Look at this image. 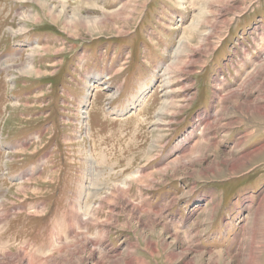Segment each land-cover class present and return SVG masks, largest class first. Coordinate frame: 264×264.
Returning a JSON list of instances; mask_svg holds the SVG:
<instances>
[{
    "label": "rangeland",
    "instance_id": "1",
    "mask_svg": "<svg viewBox=\"0 0 264 264\" xmlns=\"http://www.w3.org/2000/svg\"><path fill=\"white\" fill-rule=\"evenodd\" d=\"M20 248L264 264V0H0V260Z\"/></svg>",
    "mask_w": 264,
    "mask_h": 264
},
{
    "label": "bare ground",
    "instance_id": "2",
    "mask_svg": "<svg viewBox=\"0 0 264 264\" xmlns=\"http://www.w3.org/2000/svg\"><path fill=\"white\" fill-rule=\"evenodd\" d=\"M6 66V65H5ZM29 66H27V68H28ZM28 69H30V68H28ZM28 69H26V70H28ZM258 69V68H257ZM23 71V70H22ZM24 71H25V69H24ZM32 72V71H31ZM30 72V73H31ZM35 72V71H34ZM24 73V72H23ZM237 92V91H236ZM177 161V160H176ZM158 213V212H157ZM6 231V230H5ZM87 242V241H86ZM20 252L16 255V258H17V263L18 264H23V262H24V255H25V253H24V249L23 248H20V250H19ZM5 256H6V263H4L3 261H1L0 260V264H13V262L10 260V258H12V253L11 252H9V251H6L5 252ZM3 260V259H2ZM16 263V264H17Z\"/></svg>",
    "mask_w": 264,
    "mask_h": 264
}]
</instances>
